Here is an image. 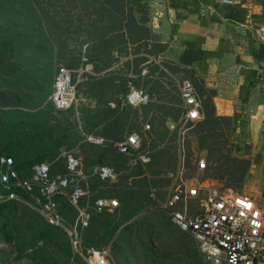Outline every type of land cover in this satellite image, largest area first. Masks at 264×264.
<instances>
[{
    "label": "trees",
    "instance_id": "obj_1",
    "mask_svg": "<svg viewBox=\"0 0 264 264\" xmlns=\"http://www.w3.org/2000/svg\"><path fill=\"white\" fill-rule=\"evenodd\" d=\"M153 1L0 0V100L8 93L7 79L18 81L23 73L29 75V66L41 57L53 59L52 46L61 50L56 59L69 70L74 72L84 64H91L95 73L100 74L95 78L88 76L77 86L79 103L68 111H59L66 117L63 124L56 118L47 121L35 114H30L24 124H1L0 160L12 158L14 170L24 181H31L34 167L41 164L49 165L50 175L55 178L66 174V157L61 159L59 154L42 152L41 148L62 140L70 142L71 149L78 145L79 152L73 155L82 161L90 192L80 205L85 206L89 201L94 206L98 199L104 198L119 202V207L112 212L92 211L89 226L83 232L85 247L102 251L111 246L118 264H209L197 243L190 245L185 237L188 234L173 224L175 230L169 226L171 218L159 208L158 201L168 193L173 183L171 176L180 170L184 171L187 181L195 177L188 176L184 165H180L182 157L188 162L192 155V139L197 141L200 152L207 153L209 165L202 172L201 181H216L238 193L244 188L252 163L232 156L235 148L231 143L232 119L217 116L213 103L215 92L204 88L194 70L223 53H230L231 48L221 39L216 51H207L203 48L204 38L198 37L184 42L177 63L160 60L169 45L163 44L160 35L151 27ZM164 2L174 13L175 21L184 22L195 17L203 27L207 22L201 17V11L209 8L215 14L208 11L206 16L213 23H219L222 18L236 20L234 16L240 22L247 13L240 5H219L215 0ZM255 4L261 8V13L253 15V19L264 23V0H255ZM70 40L77 48L66 51ZM247 50L264 67V44L250 38ZM237 63L243 65L240 59ZM143 71H147L144 76ZM242 72L249 80V86L241 89V100L245 101L250 89L263 78L257 71L243 69ZM186 80L192 83L202 103L203 119L190 125L183 136L178 126L183 114L178 84ZM75 81L73 73V84ZM132 87L144 89L151 102L140 108L126 104ZM3 119L2 114L0 122ZM171 123L177 125L173 131L168 127ZM19 125L24 130L28 128L23 132L26 137L21 139L26 144V152L8 153L5 135H17ZM145 125L150 126L149 131H144ZM6 127L10 130L6 131ZM132 134L142 138L140 154L145 155L148 162L128 167L130 160L122 156L127 166L116 182L95 175L96 168L117 164L110 162L111 158L118 159L113 145ZM85 135L101 137L105 144L87 143ZM223 148H228L230 154L222 155ZM152 190L156 191L155 198L151 197ZM71 192L69 188L64 195L56 197L55 202L59 213L73 223L78 214L69 202ZM0 193L16 196L14 200L0 202V241L14 248L17 263L85 264L81 257L73 254L66 233L50 226L31 207L38 202L41 209L44 204L38 188L27 193L16 187L5 191L0 185ZM157 208L168 215V219L151 216ZM174 231L176 234H172ZM193 252L199 257L194 259ZM0 264L11 263L0 260Z\"/></svg>",
    "mask_w": 264,
    "mask_h": 264
},
{
    "label": "built area",
    "instance_id": "obj_2",
    "mask_svg": "<svg viewBox=\"0 0 264 264\" xmlns=\"http://www.w3.org/2000/svg\"><path fill=\"white\" fill-rule=\"evenodd\" d=\"M222 5L232 6L233 0H220ZM259 40L264 43V25L259 28ZM84 60V59H83ZM85 61V60H84ZM144 71L142 75H146ZM183 114L179 121L180 134L183 135L203 119L202 103L197 92L189 81L180 85ZM51 102L55 110L68 111L78 104L76 88L73 84V71L64 65L57 68ZM126 104L140 108L151 102L144 89L131 88L126 98ZM177 125L169 124L170 130ZM150 130L149 125L144 126ZM85 141L94 146H102L105 140L94 135H85ZM116 152L130 160V166L138 162L146 163L148 158L140 154L142 138L137 134L128 136L123 142L113 145ZM0 185L5 191L16 187L31 193L38 188L44 204L41 206L43 217L52 226L62 229L68 236L74 255L81 257L85 264H111L108 253L87 248L83 245V232L89 226L92 211L102 213L112 212L119 207L115 199H98L94 206L80 202L90 195L88 177L83 171L81 159L73 154L66 156V174L52 178L50 167L41 164L34 167L31 181L21 180L14 170L12 158L3 157L0 160ZM206 169V161L197 163L199 173ZM94 174L102 180L114 181L118 173L114 168L101 166ZM173 178V183L163 200L158 201L159 208L168 213L171 223L181 232L190 235L198 245L200 253L209 264H264V215L257 203L246 194L224 189L212 182H201L198 177L187 181L184 171L180 170ZM72 189L69 202L77 210V218L71 223L58 210L56 197L62 196L66 190ZM152 190L151 197L155 198ZM14 194L0 193V202L14 200Z\"/></svg>",
    "mask_w": 264,
    "mask_h": 264
},
{
    "label": "crops",
    "instance_id": "obj_3",
    "mask_svg": "<svg viewBox=\"0 0 264 264\" xmlns=\"http://www.w3.org/2000/svg\"><path fill=\"white\" fill-rule=\"evenodd\" d=\"M233 1L232 6L240 5L242 10L247 11L243 21L238 22L237 16H234L236 20L222 18L219 23L210 22L209 16H206V14L208 11L210 14H215V12L212 8H209L206 11H201V17L207 22V26L203 27L195 17L184 22L175 21L174 13L167 8V5L155 0L151 4V27L155 33L160 35L162 43L169 45L168 50L160 60L173 63H177L180 54L184 50L183 44L186 41H193L198 37H202L205 40L203 48L207 51H216L221 39L228 42L231 48L230 53H223L219 58L207 61L202 68H194V70L203 82L204 88L215 92L213 103L216 107L217 116L232 119L231 143L235 146L232 155L241 159H248L252 163L249 177L241 194L253 198L264 215V124L260 131L259 144L255 155L253 154L250 136V120L264 103V67L247 50L250 38L255 39L257 43L260 42L259 36L261 33L259 28L264 23L256 22L253 19V15L261 13V8L255 4V0ZM215 2L221 4L220 0H215ZM162 6L166 7L163 8ZM164 14H166L169 25L163 20ZM63 37L65 38V36ZM74 44L70 40L66 51L76 50L77 47ZM52 48L55 53L53 59L45 56L41 57L40 61L33 62L29 66V75L23 73L18 81L4 78L8 93L2 95V100H0V117L2 114L4 116V121L2 120L0 125L4 122L7 125L27 123L30 114L40 115V118L47 121L48 118H56L61 124L66 120L65 116L60 115V112L55 110L50 99L53 94V82L57 68L59 65H63L56 59V56L59 55L58 51L61 50L57 49L56 46H52ZM237 59H240L243 65L237 63ZM243 69L257 71L263 78L250 89L245 101L241 100V89L249 86V80L243 74ZM73 73L76 75L75 88L87 80L88 76L93 78L100 76V74L95 73L91 64H84ZM81 102H84V100H81ZM50 124L54 125V121H51ZM6 128V131L10 130L9 127ZM27 130L28 128L24 130L23 126L19 125L17 135H5L6 142H8L5 144V148L8 153L23 154L26 152V144L21 139L26 137L23 132H27ZM69 145L70 142L65 143L62 140L59 144L41 149L42 152L53 151V154H59V158L64 159L69 154L79 152L78 145L74 149L69 148ZM203 154L206 155V152ZM257 158L258 160H256ZM201 159L206 161L204 157H200L198 161ZM197 173L199 172L197 171ZM195 177L200 178L199 175ZM206 182H212L214 185L227 189L222 183L219 184L212 180H206Z\"/></svg>",
    "mask_w": 264,
    "mask_h": 264
},
{
    "label": "rangeland",
    "instance_id": "obj_4",
    "mask_svg": "<svg viewBox=\"0 0 264 264\" xmlns=\"http://www.w3.org/2000/svg\"><path fill=\"white\" fill-rule=\"evenodd\" d=\"M176 83L178 84V82L176 81ZM180 85H181V83L180 84H178V87H179V91H180ZM183 136H184V134H183ZM191 150H192V155L190 156V158H189V160H188V162H187V160L184 158V157H182L181 158V160H180V165L182 164V165H184V168H185V170H186V173H187V175L188 176H191V177H193V176H197V175H199L200 177L201 176H203L204 174L203 173H201V174H199V173H197V170H196V165H197V161H198V159L200 158V157H204L205 159H206V165H209V163H208V160H207V153H206V155H204L203 153L204 152H200L199 151V149H198V145H197V141L196 140H193L192 139V142H191ZM227 150H228V148H223V150H222V152H221V154L223 155V154H230V153H228L227 152ZM115 153V156L118 158V159H116V160H113L114 158H111L110 159V162H115L116 161V167L115 166H113V165H110V164H106V165H109L110 167H113V168H118V170H120V172H117L118 173V176L121 174V172L124 170L123 168L124 167H126L127 166V164H126V160H125V158H123L122 156L120 157V155L118 156V154L116 153V152H114ZM180 155H182L181 153H180ZM218 155V154H217ZM216 155V157H218ZM233 156V155H232ZM130 165L128 164V167H129ZM170 176L171 175H169L168 176V178H170ZM117 179H118V177H117ZM117 179L116 180H114L113 182H116L117 181ZM163 190V189H162ZM243 191V190H242ZM37 202V201H36ZM37 204V206H34V205H32L31 207H33V209L40 215V216H42L43 217V210L42 209H40V206H39V204H38V202L36 203ZM28 206H29V204H28ZM153 210V209H152ZM152 213V215L151 216H154V217H159V216H163V218H165V219H168V215H166V214H164V213H161V211L157 208V210L156 209H154V211H152L151 212ZM44 218V217H43ZM100 220H103L102 218H100ZM159 220V219H158ZM164 222H165V224H167V221L166 220H163ZM171 223V222H170ZM169 223V226L170 227H172L174 230H175V228H174V226L172 225V223L170 224ZM168 226V225H167ZM157 230H159V228L157 229ZM176 231H174L172 234H176L175 233ZM186 237V239L187 240H189L191 243H190V245H192V246H196V243H195V240L191 237V236H185ZM194 244V245H193ZM154 245L155 246H157L158 244H157V242L155 241L154 242ZM197 249V247L195 248V250ZM102 251H105V252H107L108 253V257H109V260H110V262H111V264H118V263H116L115 261H114V257H113V251H112V248H111V246H108V247H106V248H104ZM197 252H199L198 250H197ZM199 254V253H198ZM15 257H16V254H15V251H14V248L13 247H11V246H9V245H6L4 242H2V241H0V260H9V262L11 263V264H30L29 263V261H22L21 263H17L14 259H15ZM198 258L199 256L198 255H196V254H194V252H193V258ZM194 258V259H195ZM122 264H126V263H122Z\"/></svg>",
    "mask_w": 264,
    "mask_h": 264
},
{
    "label": "water",
    "instance_id": "obj_5",
    "mask_svg": "<svg viewBox=\"0 0 264 264\" xmlns=\"http://www.w3.org/2000/svg\"><path fill=\"white\" fill-rule=\"evenodd\" d=\"M163 5H166L163 0H159ZM165 8L166 6H162ZM163 20L167 23L169 22L166 14H164ZM169 25V23H168ZM264 124V103L260 106L259 110L257 111L256 115L253 116L250 120V136H251V143H252V150L253 154H256L257 147L259 144V137L260 131Z\"/></svg>",
    "mask_w": 264,
    "mask_h": 264
}]
</instances>
